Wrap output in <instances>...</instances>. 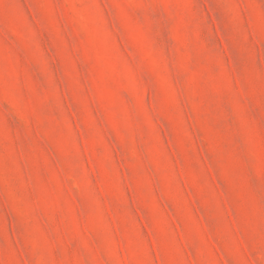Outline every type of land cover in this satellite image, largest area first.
Segmentation results:
<instances>
[{"label":"rangeland","instance_id":"374dc122","mask_svg":"<svg viewBox=\"0 0 264 264\" xmlns=\"http://www.w3.org/2000/svg\"><path fill=\"white\" fill-rule=\"evenodd\" d=\"M0 264H264V0H0Z\"/></svg>","mask_w":264,"mask_h":264}]
</instances>
